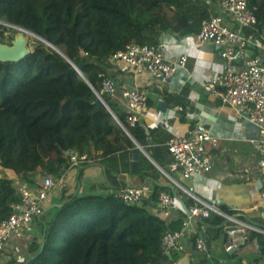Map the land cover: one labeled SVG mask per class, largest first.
Segmentation results:
<instances>
[{
    "label": "trees",
    "instance_id": "1",
    "mask_svg": "<svg viewBox=\"0 0 264 264\" xmlns=\"http://www.w3.org/2000/svg\"><path fill=\"white\" fill-rule=\"evenodd\" d=\"M255 2L247 0L251 7ZM205 17L203 0H0V21L35 35L20 61H0V222L19 201V187L32 186L36 174L61 176L71 165L67 151L79 163L104 165L115 154L129 156L137 142L154 157L143 126L130 125L110 96L102 94L105 105L97 106L96 92L113 53L132 42L157 45L162 33L198 31ZM6 31L15 28L0 23L2 42L12 37ZM35 221L39 235L29 254L0 264L169 263L161 236L180 227L179 220L166 222L111 192L62 193ZM213 231L216 238L221 227ZM250 240L257 243L254 260H264V234L249 231Z\"/></svg>",
    "mask_w": 264,
    "mask_h": 264
},
{
    "label": "crops",
    "instance_id": "2",
    "mask_svg": "<svg viewBox=\"0 0 264 264\" xmlns=\"http://www.w3.org/2000/svg\"><path fill=\"white\" fill-rule=\"evenodd\" d=\"M203 1L207 4V17L221 15L225 24L237 28L233 16L220 10L219 0ZM255 1L260 4L253 6L256 24L253 32H249L254 40L247 55H258L264 64V1ZM196 33L180 35L168 32L160 35L159 44L167 55L170 47L176 54L182 52L187 55L184 66L176 69L167 84L159 83L145 71H136L120 60L109 61L107 75L117 86L114 100L123 110L122 85L138 88L146 94V108L138 115L136 122L143 126L146 146L154 157L135 142L137 150L144 157L140 162L138 155L136 171L131 169L133 152L129 156L115 154L104 165L95 161L71 164L60 177L54 178L43 209L58 204L62 193L82 195L108 193L120 186L141 187L143 193L137 204L166 222L180 221V227L175 229L181 230L178 246L169 251L170 254L176 253L179 258L186 256L190 264L203 259L207 262L205 264H247L255 261L257 251L256 240L245 242L249 231L264 234V199L259 194L263 175L258 164L259 152L251 141L257 128L239 115L235 108L224 104L218 96L204 88V84L223 69L221 46L212 41L199 40ZM161 103L163 106L160 107ZM200 124L215 140V145L209 150L211 167L184 178L174 165L166 142L173 133L187 136L194 126ZM7 175L12 177L10 172ZM42 177L35 175L32 186H29L32 193L36 192ZM159 190L170 194L177 201L178 208L160 210L154 197ZM192 206L204 207L208 211L205 215L193 217L183 226L182 222ZM221 208L232 212V215L224 213ZM215 216L223 218V221L214 224L212 220ZM203 218H208V221L205 222ZM227 222H232V225L227 226ZM219 227V236L212 238L215 235L213 228ZM227 228L232 231H227ZM233 231H241L243 236L235 238ZM38 235L39 227L35 220L13 233L0 252L1 262L9 258H25L29 254V242ZM196 237L204 239L205 252L196 249ZM229 244L233 246L227 250Z\"/></svg>",
    "mask_w": 264,
    "mask_h": 264
},
{
    "label": "built area",
    "instance_id": "3",
    "mask_svg": "<svg viewBox=\"0 0 264 264\" xmlns=\"http://www.w3.org/2000/svg\"><path fill=\"white\" fill-rule=\"evenodd\" d=\"M219 7L222 12L233 16L237 28L225 24L221 15L208 16L200 20L196 36L201 41H212L221 46L220 58L223 67L219 74L204 84V88L218 96L224 104L235 108L239 115H243L257 128V133L251 141L259 152L258 164L263 175L259 194L264 199V64L260 62L258 55L251 57L247 55L254 36L249 32L244 33V30L252 28L256 23L255 10L248 5L247 0H220ZM168 54L160 44L132 42L124 49L113 53L110 58L124 62L136 71H145L159 83L167 84L176 69L184 66L187 60L185 53L176 54L171 47ZM120 89L125 104L126 121L133 125L138 115L146 108V94L138 88H127L123 85ZM99 92L115 98L117 86L114 80L103 77ZM166 145L174 165L179 168L184 178L210 169L209 150L215 145V140L205 126L201 124L194 126L187 136L173 133ZM69 154L71 164L81 160L76 154L72 152ZM53 185L54 179L45 175L41 178L35 193L27 187H19V201L10 205L11 213L0 222V252L13 233L24 229L31 221L41 216L43 203ZM110 192L123 202L137 204L142 197L143 189L120 186ZM156 203L162 211L178 208L177 201L161 190L156 194ZM207 211L208 209L204 207H190L182 225H186L193 217L205 215ZM180 235L181 230L164 232L161 236L162 249L165 252L176 249ZM195 245L197 250L204 252L207 250L202 237L195 238ZM232 246L229 244L226 249L229 250ZM247 264L263 263L262 260H257Z\"/></svg>",
    "mask_w": 264,
    "mask_h": 264
},
{
    "label": "water",
    "instance_id": "4",
    "mask_svg": "<svg viewBox=\"0 0 264 264\" xmlns=\"http://www.w3.org/2000/svg\"><path fill=\"white\" fill-rule=\"evenodd\" d=\"M0 23L8 27L15 28V31L13 32L12 37L9 39L8 42H2V38L0 34V61H20L24 56H26L30 52V42H31V38L35 36L34 33L17 25H13L3 21H0ZM95 103L97 106L105 105L102 93L96 92ZM159 106L160 107L163 106V103H161ZM138 148L140 147L138 146ZM69 153H70L69 151L66 152L67 155H69ZM131 157H132L131 169L132 171H136L138 168V163H137L138 152L133 151ZM227 231H232V229L227 228ZM232 235L235 238H240L243 236V233L241 231H233ZM166 255L170 260H172L169 251L166 252ZM172 264H190V263L188 257L183 256L178 260L172 262Z\"/></svg>",
    "mask_w": 264,
    "mask_h": 264
},
{
    "label": "rangeland",
    "instance_id": "5",
    "mask_svg": "<svg viewBox=\"0 0 264 264\" xmlns=\"http://www.w3.org/2000/svg\"><path fill=\"white\" fill-rule=\"evenodd\" d=\"M7 28H8V26H7ZM8 33H9V34H13L12 32H9V31H6L4 34L7 35ZM31 42H32V38H31ZM31 42H30V43H31ZM38 227H39V226H38Z\"/></svg>",
    "mask_w": 264,
    "mask_h": 264
}]
</instances>
